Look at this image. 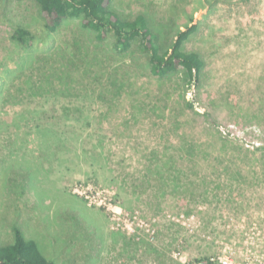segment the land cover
Wrapping results in <instances>:
<instances>
[{"label":"rangeland","instance_id":"rangeland-1","mask_svg":"<svg viewBox=\"0 0 264 264\" xmlns=\"http://www.w3.org/2000/svg\"><path fill=\"white\" fill-rule=\"evenodd\" d=\"M112 6L144 13L161 51L195 23L199 80L2 0L0 245L17 225L55 264H264V0Z\"/></svg>","mask_w":264,"mask_h":264},{"label":"trees","instance_id":"trees-1","mask_svg":"<svg viewBox=\"0 0 264 264\" xmlns=\"http://www.w3.org/2000/svg\"><path fill=\"white\" fill-rule=\"evenodd\" d=\"M2 0H0L1 4ZM41 25L44 30L54 32L68 17L80 20L83 28L93 31L96 38L103 40L108 33L115 38V45L127 50L139 39L141 49L148 55L150 71L155 76L183 70L188 82L199 80L203 66L202 58L193 51H186L184 43L197 29V25L186 24L177 29L168 49L161 51L156 43L157 35L151 29L148 17L139 12L132 18L120 14L112 6V0H35ZM12 37L21 43L31 41V32L16 27ZM51 130H49V136ZM48 139H50L48 137ZM52 139V138H51ZM49 143V142H48ZM0 264H55L46 255L34 238H27L17 226H12V241L0 245ZM210 264H213L210 262Z\"/></svg>","mask_w":264,"mask_h":264},{"label":"built area","instance_id":"built-area-1","mask_svg":"<svg viewBox=\"0 0 264 264\" xmlns=\"http://www.w3.org/2000/svg\"><path fill=\"white\" fill-rule=\"evenodd\" d=\"M211 260H212V258H211ZM211 260L205 259V260H202L201 262H194V263H191V264H210V262H212ZM221 263L222 264H227V261L226 260H221Z\"/></svg>","mask_w":264,"mask_h":264}]
</instances>
